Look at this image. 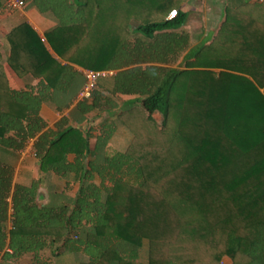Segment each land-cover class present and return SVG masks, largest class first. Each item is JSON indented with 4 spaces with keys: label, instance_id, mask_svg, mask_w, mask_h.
Returning a JSON list of instances; mask_svg holds the SVG:
<instances>
[{
    "label": "trees",
    "instance_id": "1",
    "mask_svg": "<svg viewBox=\"0 0 264 264\" xmlns=\"http://www.w3.org/2000/svg\"><path fill=\"white\" fill-rule=\"evenodd\" d=\"M187 1L24 0L56 24L45 43L26 23L4 37L10 68L36 81L13 90L0 64L5 260L47 248L134 264L145 240L147 264H264V1L227 5L194 48ZM74 66L118 73L44 130L41 105L63 113L83 84ZM119 96L133 99L111 117ZM93 112L103 119L88 127ZM116 123L131 138L108 154ZM30 139L43 174L78 184L74 198L42 205L37 183L13 185V154Z\"/></svg>",
    "mask_w": 264,
    "mask_h": 264
},
{
    "label": "crops",
    "instance_id": "2",
    "mask_svg": "<svg viewBox=\"0 0 264 264\" xmlns=\"http://www.w3.org/2000/svg\"><path fill=\"white\" fill-rule=\"evenodd\" d=\"M264 0H188L183 6L184 18L188 17V20H184L183 30L187 31L190 36V44L191 47L194 48L197 44H208L212 37L215 35L220 23L224 18V9L227 5L237 6L242 2H262ZM26 7L22 10H18L15 12H7L4 9L0 11V54L1 60L0 64L2 66V70L4 74L8 77L10 82V87L13 90L20 91L23 90L26 86H35V80L31 77H18L15 72L10 68L7 63V58L9 56V51L5 48L4 37L12 28L21 23H26L31 27L32 30L36 32L39 38H44V32L51 27H53L56 23L51 21L48 16H41L39 14H35L32 12L30 15V11L27 10L28 3L26 2ZM34 9V8H33ZM35 10V9H34ZM191 12H196V16L192 19ZM194 14V13H193ZM31 16V17H30ZM167 18V17H166ZM192 19V20H191ZM190 20V21H189ZM52 54V52L49 50ZM76 71L79 69L78 66L73 67ZM118 73V70H117ZM110 79V78H108ZM108 79H103L108 80ZM101 81V80H100ZM103 94L104 91L99 89ZM132 97L119 96V98L111 99L114 103L117 104V107L114 108L109 113L110 116L113 117L117 113L126 109L127 104L132 100ZM77 99L72 102L70 107L63 111V113H58L55 109L49 104H42L40 108V117L45 122L44 130H55V124L64 116H69L73 110L74 106L77 103ZM97 114L95 112L87 115L91 119L88 120L89 126H96L103 118L99 116L102 115ZM73 125V124H71ZM87 125L81 126V129H85ZM115 131L107 145V153L111 154L115 151H122L128 144L131 136L127 138L128 130L124 129L122 133L125 134V138H127V142L123 149H114L111 150L114 144L117 143V140H120L123 144L124 138L118 139V127L119 124H115ZM93 135L97 133L95 131L92 132ZM120 136V135H119ZM35 139L26 142L25 148L23 151H19L13 154V185L19 184L23 186H29L33 183L38 184V201L40 204H47L50 200H54L57 203L66 201V199L74 198L77 192L78 184L72 183V181H66L65 179H61L57 177L55 174L46 173L43 174L38 165L37 159L33 154V145ZM94 138L90 139V143L93 144ZM102 183L101 180H97V184ZM68 186V187H67ZM11 214V210H9V216ZM11 229V220L10 217L6 223V233ZM144 248V245H143ZM142 248V249H143ZM4 252L8 254L10 251L6 249L0 254V264H78L75 258H70L73 255L67 252H63L57 256H52L49 249H44L40 251L38 254H25L17 259L5 260L3 258ZM146 252V251H145ZM144 254V249H143ZM147 254V253H146ZM145 254V255H146ZM140 257V256H139ZM147 260V259H146Z\"/></svg>",
    "mask_w": 264,
    "mask_h": 264
},
{
    "label": "built area",
    "instance_id": "3",
    "mask_svg": "<svg viewBox=\"0 0 264 264\" xmlns=\"http://www.w3.org/2000/svg\"><path fill=\"white\" fill-rule=\"evenodd\" d=\"M25 8V2L24 0H2V9H4L7 12H15L18 10H22ZM176 16V11L172 10L167 15V20H171ZM42 42L45 43L44 38L42 39ZM82 78H83V84L76 96L77 101L87 100L91 97V94L93 90L95 89L97 83L100 80L112 78L117 74V70H90L87 68H81L77 70ZM32 140V139H30ZM28 140V141H30ZM26 145V144H25ZM25 148V146H24ZM24 148L21 151L24 150ZM34 154V153H33ZM35 157V156H34Z\"/></svg>",
    "mask_w": 264,
    "mask_h": 264
},
{
    "label": "rangeland",
    "instance_id": "4",
    "mask_svg": "<svg viewBox=\"0 0 264 264\" xmlns=\"http://www.w3.org/2000/svg\"><path fill=\"white\" fill-rule=\"evenodd\" d=\"M26 3V2H25ZM27 5L25 4V7H26ZM35 9V8H34ZM33 9V7H31V6H28V8H27V10L28 11H30V15H32V12L33 13H35V14H39V15H41V16H46L44 13H40V12H38L36 9L34 10ZM194 13V14H193ZM196 12H191L190 14H192V19L194 18V17H196V16H193V15H196L195 14ZM31 17V16H30ZM186 20H188V17L187 18H185ZM191 19V20H192ZM51 21H54V23H56V20L54 19V18H51L50 19ZM190 21V20H189ZM170 67H174V68H176V67H178V65L176 64H173V65H170ZM121 129L122 130H124L125 128L123 127V126H121L120 124H119V127H118V130H119V133H118V139H121V138H124V140H123V144H121L122 142H120V140H117V143L116 144H114L112 147H110V149L111 150H116V149H123L124 148V146H125V144H126V142H127V138L130 136V132L128 131V132H126L127 133V138H125V134L124 133H122L123 131H121ZM126 130V129H125ZM120 135V136H119ZM101 180H102V182H104L106 185H109V178H108V175H103L102 177H101ZM144 248H143V246L140 248V257L134 262V264H147V242L144 240ZM144 249V254H143V249ZM146 251V252H145ZM146 254V255H145ZM82 257H84V256H79V259H83ZM70 258H76V257H74V256H72V257H70ZM77 262H78V260H77Z\"/></svg>",
    "mask_w": 264,
    "mask_h": 264
}]
</instances>
